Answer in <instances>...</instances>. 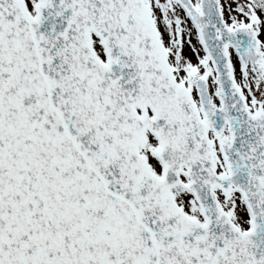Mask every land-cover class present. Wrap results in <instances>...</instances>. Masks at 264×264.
I'll use <instances>...</instances> for the list:
<instances>
[{"label":"snow or ice","instance_id":"obj_1","mask_svg":"<svg viewBox=\"0 0 264 264\" xmlns=\"http://www.w3.org/2000/svg\"><path fill=\"white\" fill-rule=\"evenodd\" d=\"M0 264H264V0H0Z\"/></svg>","mask_w":264,"mask_h":264}]
</instances>
